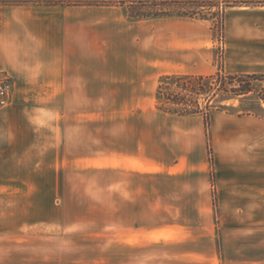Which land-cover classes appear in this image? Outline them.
Listing matches in <instances>:
<instances>
[{"label":"crops","instance_id":"0c3cea01","mask_svg":"<svg viewBox=\"0 0 264 264\" xmlns=\"http://www.w3.org/2000/svg\"><path fill=\"white\" fill-rule=\"evenodd\" d=\"M152 1L217 0H0V71L14 81L0 182H38L13 167L40 164L30 156L40 133H53L61 149L67 117L71 144L82 151L76 159L110 156L94 152L103 150L121 157V237L75 239L36 264H264V119L213 112L211 166L202 114L144 105L158 76L215 71L210 21L125 11ZM222 1L233 4L226 67L264 73V0ZM0 264L30 263L0 255Z\"/></svg>","mask_w":264,"mask_h":264},{"label":"rangeland","instance_id":"374dc122","mask_svg":"<svg viewBox=\"0 0 264 264\" xmlns=\"http://www.w3.org/2000/svg\"><path fill=\"white\" fill-rule=\"evenodd\" d=\"M231 5L233 6L222 0L194 3H155L152 1L126 5L125 11L130 17L157 13L158 16L187 15L209 20L216 44L214 72L234 74L226 67L225 13L226 7ZM164 75L158 76L155 81H150V84L145 87L147 94L144 105L150 104L161 112L165 111L159 109L157 105V86L164 83L169 84L175 91L177 90L175 84L161 81ZM96 84L97 82L95 88ZM252 85L253 91L247 96L222 99L220 95H217L210 102L213 109L208 112L204 108L206 101L203 97L199 99L198 103L202 109L199 114L204 117L207 152L211 166L214 164V154L209 131L210 116L213 112L223 111L233 115L248 114L264 119V102H259L257 98L258 94H264V78L252 80ZM105 88L110 89L111 87L107 85ZM96 91L95 89V93ZM13 92L14 81H12L8 105L12 100ZM125 104L128 102H121V109H124ZM7 106L0 107V149L6 145L9 138L5 125L6 114H4ZM63 120L66 123L63 125L61 135V149L52 147L53 144L56 146L58 144L57 141L54 143L53 133H40L33 140L36 141L37 148L30 151L31 158L40 164L34 166L23 164L13 167L15 174L39 175L38 182H0V255H9L14 260H27L30 264H36L37 259H46L52 254L65 252L73 243L71 241L75 239L121 237V157L118 158V151L103 150L94 152L98 154L105 152L110 156L76 159L75 154L82 152L80 144H71L70 118H63ZM109 129L108 136L112 140L118 135L117 129L111 126ZM2 167L0 171H3L1 173L3 176L6 170L5 166ZM8 168L12 169V167ZM40 175L43 177L40 178ZM211 180L215 203L216 187L213 174ZM38 188H41L38 197L25 196V189L30 190L28 193H31L32 190ZM28 208L39 212L25 213L23 210Z\"/></svg>","mask_w":264,"mask_h":264},{"label":"trees","instance_id":"16d2710c","mask_svg":"<svg viewBox=\"0 0 264 264\" xmlns=\"http://www.w3.org/2000/svg\"><path fill=\"white\" fill-rule=\"evenodd\" d=\"M145 16H158V14L132 17ZM262 78L264 74H228L220 71L209 75L167 74L162 77L161 81L175 84L177 90L175 91L169 84L160 83L156 89L157 105L165 112L187 116L202 112L198 102L203 97L206 101L204 108L208 112L213 109L210 102L217 95H220L222 99L247 96L253 91L252 80ZM257 98L259 102H264V94H258Z\"/></svg>","mask_w":264,"mask_h":264},{"label":"built area","instance_id":"2783aa9c","mask_svg":"<svg viewBox=\"0 0 264 264\" xmlns=\"http://www.w3.org/2000/svg\"><path fill=\"white\" fill-rule=\"evenodd\" d=\"M12 77L0 72V107L7 106L12 91Z\"/></svg>","mask_w":264,"mask_h":264}]
</instances>
